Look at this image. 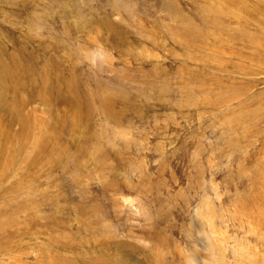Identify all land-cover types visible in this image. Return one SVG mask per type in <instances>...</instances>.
<instances>
[{
  "label": "rangeland",
  "instance_id": "1",
  "mask_svg": "<svg viewBox=\"0 0 264 264\" xmlns=\"http://www.w3.org/2000/svg\"><path fill=\"white\" fill-rule=\"evenodd\" d=\"M6 69L0 264H264V0H0Z\"/></svg>",
  "mask_w": 264,
  "mask_h": 264
},
{
  "label": "bare ground",
  "instance_id": "2",
  "mask_svg": "<svg viewBox=\"0 0 264 264\" xmlns=\"http://www.w3.org/2000/svg\"><path fill=\"white\" fill-rule=\"evenodd\" d=\"M211 23L213 24V25H216L217 23H218V20H216V19H213L212 21H211ZM7 70V69H6ZM4 71L3 73H0V77L2 78V76L4 77V78H9V75L12 73V72H10V71ZM20 75V74H19ZM4 81H6V80H4ZM1 83V82H0ZM6 83V82H5ZM2 84V86L3 87H1V89H4L5 88V85H4V83L2 82L1 83ZM17 104V103H16ZM20 104H22V103H20ZM70 105V104H69ZM76 105V104H75ZM107 108H108V105H105ZM72 107V106H71ZM87 109V108H86ZM22 116V115H21ZM111 116V115H110ZM19 133V135H18V138L19 139H21V138H23L24 137V135H25V133H26V125H25V123L23 124V121H22V123H21V128H20V132H18ZM60 134V133H59ZM1 135V137H4L5 139H4V141L5 140H8V138H9V136H7V135H5L4 134V132L3 133H1L0 134ZM18 139V140H19ZM25 139H27V138H25ZM56 139V137H54V140ZM23 140H24V138H23ZM40 140H42V138H40ZM39 140V141H40ZM1 141V140H0ZM20 141H22V140H20ZM25 142V141H24ZM24 142H22L23 144H24ZM57 142V141H56ZM22 143H21V145H22ZM26 143V142H25ZM43 142L42 141H40V142H38V144H37V146L35 147V149H36V154L35 155H33L35 158H37L39 155H41L42 154V149H43ZM23 146H21V148H22ZM20 148V147H19ZM18 148V149H19ZM0 149H1V147H0ZM52 150V149H51ZM15 151V150H14ZM32 156V155H31ZM43 156V155H42ZM33 157V158H34ZM37 160V159H36ZM39 160V159H38ZM263 262H264V260H263ZM90 264H93V262H91Z\"/></svg>",
  "mask_w": 264,
  "mask_h": 264
}]
</instances>
